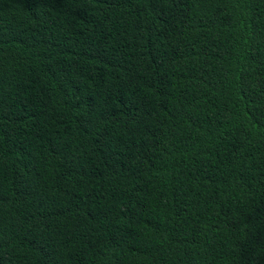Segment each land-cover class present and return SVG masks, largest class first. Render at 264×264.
I'll use <instances>...</instances> for the list:
<instances>
[{
	"label": "trees",
	"instance_id": "trees-1",
	"mask_svg": "<svg viewBox=\"0 0 264 264\" xmlns=\"http://www.w3.org/2000/svg\"><path fill=\"white\" fill-rule=\"evenodd\" d=\"M0 264H264V0H0Z\"/></svg>",
	"mask_w": 264,
	"mask_h": 264
}]
</instances>
